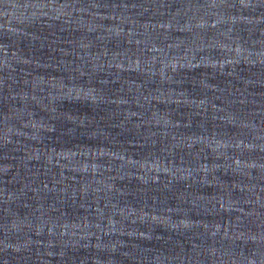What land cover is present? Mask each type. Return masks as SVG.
<instances>
[{
    "label": "water",
    "instance_id": "water-1",
    "mask_svg": "<svg viewBox=\"0 0 264 264\" xmlns=\"http://www.w3.org/2000/svg\"><path fill=\"white\" fill-rule=\"evenodd\" d=\"M0 264H264V0H0Z\"/></svg>",
    "mask_w": 264,
    "mask_h": 264
}]
</instances>
